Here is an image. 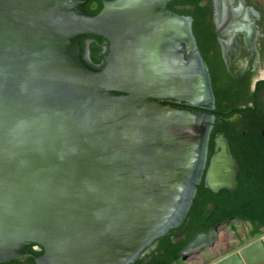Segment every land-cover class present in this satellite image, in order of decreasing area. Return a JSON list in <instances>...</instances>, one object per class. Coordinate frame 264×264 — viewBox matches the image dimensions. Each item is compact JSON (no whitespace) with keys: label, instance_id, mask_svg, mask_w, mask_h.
Listing matches in <instances>:
<instances>
[{"label":"water","instance_id":"obj_1","mask_svg":"<svg viewBox=\"0 0 264 264\" xmlns=\"http://www.w3.org/2000/svg\"><path fill=\"white\" fill-rule=\"evenodd\" d=\"M169 1L93 14L87 0H0V263L36 245L38 264H131L184 220L215 116L175 104L213 109L215 95L193 19ZM85 36L109 42L101 70ZM216 148L207 186L234 190L223 136ZM214 264H264V235Z\"/></svg>","mask_w":264,"mask_h":264},{"label":"flooded vegetation","instance_id":"obj_2","mask_svg":"<svg viewBox=\"0 0 264 264\" xmlns=\"http://www.w3.org/2000/svg\"><path fill=\"white\" fill-rule=\"evenodd\" d=\"M103 7V0H87L86 9L90 13H98ZM167 8L175 13L192 17L193 33L208 67L211 83L214 80L220 87L226 86L228 89L243 91L250 87L252 91H257L255 97H258L264 105V84L259 85L260 81L264 80V0H171L168 2ZM81 46L85 63L95 70H101L106 63L105 56L109 52V42L102 36H85L81 39ZM240 101L239 97L233 102L229 101V104H240ZM175 105L215 116V107L204 109L179 103ZM239 106L244 110L247 108L245 103ZM235 115H239V117L234 119L236 121L230 127L233 130H238L241 128L239 124L244 116L241 113ZM212 125L206 164L199 183L203 184V188L199 192L197 187L195 197L184 220L178 226L171 228L165 235L148 244L137 259H144L145 262L152 261L153 255L165 252V250L159 249L160 244L170 240L173 245L183 243L180 249L181 262L175 261L172 264H185L191 256L207 255L214 248L219 229L223 225L234 226L237 221H242L247 222L251 227L248 221L229 216L224 220L217 219L221 215V203L225 202L227 207H232L236 203L239 196L240 178L246 175V171L248 174L246 167L239 163L236 153L246 155L247 149L233 148L223 133H212L215 121ZM220 136H223L227 141L228 152L236 161L238 186L234 190L221 188L214 191L207 186V170L211 158L217 152V139ZM259 153L264 155V148L260 149ZM260 160L264 161V156L260 157ZM261 169L260 174H264V163ZM205 233L210 234V239L213 238L212 242L209 243L208 240L193 250L185 252L186 246L196 236ZM262 235L253 237L251 241ZM26 252L28 255L22 260L0 264H38L37 258L44 251L36 245H29Z\"/></svg>","mask_w":264,"mask_h":264},{"label":"trees","instance_id":"obj_3","mask_svg":"<svg viewBox=\"0 0 264 264\" xmlns=\"http://www.w3.org/2000/svg\"><path fill=\"white\" fill-rule=\"evenodd\" d=\"M261 84H264V80L260 81L259 85ZM212 88L215 95L216 117L215 128L212 133H223L233 148L243 147L247 149L246 155L236 153V157L241 166H245L248 170V174L246 171V175L240 178L239 196L235 205L227 207L224 204L225 202L221 203V215L217 219L224 220L229 216L234 219L248 221L252 227L249 237H258L264 234V174H260L264 163L263 160H260V157L264 155L259 153L260 149L264 148V105L258 97H255L257 91H252L250 87L246 91L228 89L226 86L220 87L213 80ZM239 97L240 104L245 103L247 106L245 110L239 106V103L229 104V101L233 102ZM236 113H241L244 118L239 124L241 128L233 130L230 126L236 120L224 122L221 119L232 117ZM197 187L200 192L203 184H199ZM233 229L236 231L237 227L234 225ZM172 245L170 240L161 243L159 249L165 250L164 253L159 252V254L153 255V260L150 262H145L144 259L139 258L132 264H172L175 261L181 262L180 249L183 243Z\"/></svg>","mask_w":264,"mask_h":264},{"label":"rangeland","instance_id":"obj_4","mask_svg":"<svg viewBox=\"0 0 264 264\" xmlns=\"http://www.w3.org/2000/svg\"><path fill=\"white\" fill-rule=\"evenodd\" d=\"M235 226L237 227L236 231L233 226L223 225L220 227L214 248L207 255L191 256L185 264H214L248 244L253 238L249 237L250 225L247 222L237 221Z\"/></svg>","mask_w":264,"mask_h":264}]
</instances>
